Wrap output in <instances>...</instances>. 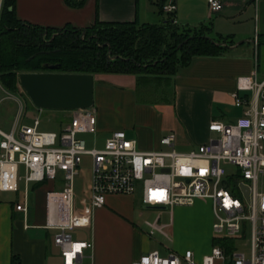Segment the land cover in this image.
I'll list each match as a JSON object with an SVG mask.
<instances>
[{"label":"built area","instance_id":"built-area-1","mask_svg":"<svg viewBox=\"0 0 264 264\" xmlns=\"http://www.w3.org/2000/svg\"><path fill=\"white\" fill-rule=\"evenodd\" d=\"M206 2L210 13L223 8L222 0ZM175 11L174 0L162 5L168 16ZM231 98L241 114L232 122H210L208 130L216 138L188 153L174 149L172 133L159 141L165 150L140 151L136 140L128 139L123 131L112 132L101 149L88 148L84 136L96 134L93 108L69 111L67 123L57 131H39V117L30 126L15 123L8 132L0 129V193L19 192L22 181V200L14 207L26 214L29 184L55 182L62 174L60 188L45 193L43 225L54 232L53 243L62 264H78L83 251L92 248L91 241L75 240L71 234L90 228L92 210L104 206L108 196H133L138 190L143 206L164 208L170 220L176 207L211 201L214 239L231 240L232 250L226 253L212 245L199 264H264V191L260 190L264 180V79L258 78L256 70L238 77ZM83 156L91 159L87 210L75 207L74 183ZM223 165L235 171L227 174ZM159 219L145 224L152 232L163 233L165 226L158 224ZM247 230L248 257L236 253L234 244ZM132 264L197 263L194 253L186 250L166 255L151 251Z\"/></svg>","mask_w":264,"mask_h":264},{"label":"crops","instance_id":"crops-1","mask_svg":"<svg viewBox=\"0 0 264 264\" xmlns=\"http://www.w3.org/2000/svg\"><path fill=\"white\" fill-rule=\"evenodd\" d=\"M169 1L164 0V3ZM222 1V10L210 13L206 0H174L176 11L172 19L180 26L205 24L211 27L212 17L216 16L213 28L218 30L223 25L232 28L217 32L232 35L238 42L228 40L234 44L240 42V45H232L222 56L194 58L187 66L178 68L170 79L171 102L160 92L157 97L150 88L138 86L133 75H94V138L103 135L105 141L112 132L123 131L128 139L136 140L140 151L149 152L166 149L159 141L172 133L174 149L188 153L209 142L208 136L212 134L208 130L210 122H221L227 115L241 109L233 105L231 94L238 77L256 70L251 44L258 47V54L260 47L251 40L253 35L246 25L252 11H259L260 18L264 19V0ZM14 11L22 22L55 29L66 25L84 29L97 20L106 23L137 20L140 25H161L168 19V15L160 11L157 0H85L79 8L68 5L65 0H15ZM4 98L1 97L0 101ZM226 120L232 122L234 119ZM103 144L96 148L101 149ZM61 179L59 173L55 182L29 184L26 214L14 207L22 200V191L13 193L11 199L0 200V264H62L60 251L53 243L54 232L43 227L45 193L60 188ZM202 202L205 203L197 201L193 208H200ZM138 204L145 208L141 204L140 190L133 196H108L104 206L92 210L91 226L85 229L87 235L81 239L91 241L92 248L83 251L78 264H132L151 251L166 255L190 250L175 245L170 249L156 248L150 236L133 225ZM184 209L174 208V213L178 216ZM205 218L210 229L211 218ZM179 219L173 218L172 214L171 220L163 226H175ZM203 252V255L207 254L209 249Z\"/></svg>","mask_w":264,"mask_h":264},{"label":"trees","instance_id":"trees-1","mask_svg":"<svg viewBox=\"0 0 264 264\" xmlns=\"http://www.w3.org/2000/svg\"><path fill=\"white\" fill-rule=\"evenodd\" d=\"M65 2L79 8L85 0ZM14 3L2 0L0 6V84L9 92H16L20 73L46 72L45 64L58 65L57 73L133 75L138 86L149 79L166 83L167 89L178 68L194 58L222 56L230 49L224 45H234L228 38L211 39L210 25L192 27L190 35L187 26L175 24L172 16L161 25H140L137 20H97L84 29L32 25L16 18ZM163 4L164 0L158 1L161 12ZM260 41L264 35L258 36L257 44ZM161 94L171 102L172 93ZM212 245L226 253L232 250L228 239L213 238Z\"/></svg>","mask_w":264,"mask_h":264},{"label":"rangeland","instance_id":"rangeland-1","mask_svg":"<svg viewBox=\"0 0 264 264\" xmlns=\"http://www.w3.org/2000/svg\"><path fill=\"white\" fill-rule=\"evenodd\" d=\"M2 1V0H0ZM1 6V5H0ZM260 12L257 10L252 11L250 14V20H247L248 31L253 35L251 40H254L257 44L258 36L261 37L263 35L264 30V19L260 18ZM217 17L213 16L211 23V32L210 38L217 39L219 36L223 38H229L233 40V36L226 34H218V30L221 32L229 31L227 26H219L218 30L213 28V24L215 26V21ZM191 35L193 31L192 27H186ZM258 28V32L255 30ZM220 32V33H221ZM258 33V34H257ZM219 35V36H218ZM258 35V36H257ZM250 39V38H248ZM238 42L236 40H233ZM236 44V43H235ZM251 56L253 57L256 65V71L258 78L264 79V42H259L257 46L260 47V53L258 54V47H254V43L251 44ZM258 67V69H257ZM149 80V79H148ZM144 80L140 82V86L148 87L151 90L156 92L157 97L160 96L162 91L167 90L168 95L171 93L170 87L167 89L165 87L166 83H159V82H151L150 80ZM161 90V91H159ZM160 92V93H159ZM159 95V96H158ZM5 97L3 100L0 101V129L5 132L10 131L12 126L15 123H19L22 126H30L33 123V120L37 117L40 119V126L39 131L42 132H50V131H57L61 127L67 123L68 120V112L63 111H42L41 113L32 106L31 102L29 101L26 94L17 84L16 92H9L5 90L2 85L0 84V98ZM233 110V109H232ZM241 109L238 110L236 113H232L227 115L221 122L227 123L226 119H236L241 114ZM84 138L86 139L88 148L92 147H100L102 142H104L103 135H97L94 138L93 135H85ZM216 138L215 134H211L208 136V141ZM165 150V149H163ZM176 151H181L180 149L176 148ZM227 174H232L235 170L233 167L229 165H223ZM90 174H91V159L88 156H83L81 158V163L78 167V175L75 178V207L77 209H88L89 201H88V190L90 186ZM19 175H23L22 167H20ZM18 190L19 192L23 191V182L19 181L18 183ZM260 190L264 191V180L262 185L260 186ZM139 191V190H138ZM137 191V192H138ZM15 194L13 193H0V200H7L11 199ZM196 204V203H195ZM194 204V207H195ZM136 209L134 211V218H133V225L145 233H147L150 238L152 239V244L155 245L156 248H172L175 245L176 248L178 247H187L192 250L195 254V261L199 264L203 258V251L206 249L211 250L212 247V240L214 238V233L212 231V224L214 221L213 211H212V204L211 201L202 202V206L200 208H193L188 207L184 209V211L180 212V215L177 216L178 213H174V209L172 210L173 218L175 217L177 222L175 226H165L162 229V232L153 231L149 228L145 223L146 222H154L156 218L159 216L160 219L158 224L163 226L169 221V213L166 211L160 210H148L143 209L141 205H136ZM177 208V207H176ZM210 217L211 227L210 229L207 228V221L206 217ZM181 220V221H180ZM73 238L75 240H81L87 235V231L85 229H78L71 232ZM234 244L236 247V253L244 254L246 257L249 256L250 249H251V242H250V232L247 230L244 234H239L235 240ZM209 253V252H208ZM207 253V254H208ZM177 254H181L178 253Z\"/></svg>","mask_w":264,"mask_h":264},{"label":"water","instance_id":"water-1","mask_svg":"<svg viewBox=\"0 0 264 264\" xmlns=\"http://www.w3.org/2000/svg\"><path fill=\"white\" fill-rule=\"evenodd\" d=\"M216 45H221L215 43ZM239 43L234 44L237 47ZM230 48L231 46L224 45ZM46 72L20 73L18 85L37 110L69 112L93 106L94 77L91 74L57 73L58 65L45 64ZM247 196V190L244 189ZM148 210H165L145 207Z\"/></svg>","mask_w":264,"mask_h":264}]
</instances>
